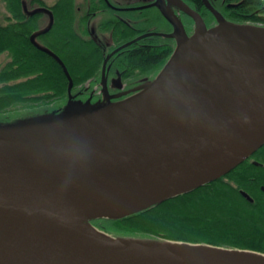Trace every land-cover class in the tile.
Returning a JSON list of instances; mask_svg holds the SVG:
<instances>
[{
    "label": "water",
    "instance_id": "95a60500",
    "mask_svg": "<svg viewBox=\"0 0 264 264\" xmlns=\"http://www.w3.org/2000/svg\"><path fill=\"white\" fill-rule=\"evenodd\" d=\"M178 1L197 27L190 36L164 0L155 2L178 40L162 68L168 66L164 92L155 88L163 79L158 74L124 98L69 102L62 115L0 124L17 137L0 138V264H264L258 250L118 237L91 221L197 188L264 144V25L231 21L214 10L220 23L208 28ZM197 44L202 55L194 62ZM232 51L231 60L226 53ZM176 55L177 67L171 65ZM57 58L71 97L73 78ZM172 74L178 77L171 80ZM75 115L86 117L65 123ZM176 242L232 253H177L168 248Z\"/></svg>",
    "mask_w": 264,
    "mask_h": 264
},
{
    "label": "trees",
    "instance_id": "16d2710c",
    "mask_svg": "<svg viewBox=\"0 0 264 264\" xmlns=\"http://www.w3.org/2000/svg\"><path fill=\"white\" fill-rule=\"evenodd\" d=\"M228 1L236 3L228 7L231 18L264 25L262 0ZM5 2L9 15L8 22L0 24V54L10 58L0 67V124L66 113L69 78L57 57L73 78V90L88 80L91 85L101 82L105 55L96 38L88 34L91 16L87 12L111 9L104 0H55L51 5L44 0H30L31 9L26 8L24 0ZM115 20L113 15H106L102 28L115 25L122 37L125 33L131 35L126 25ZM175 45L174 38H167L166 45L135 46L127 57L111 61L125 69L126 75H149L112 100L152 82L172 56ZM262 185L264 144L226 174L197 188L127 215L91 221L118 237L173 239L264 252ZM242 189L254 200L247 199Z\"/></svg>",
    "mask_w": 264,
    "mask_h": 264
},
{
    "label": "flooded vegetation",
    "instance_id": "af4514ba",
    "mask_svg": "<svg viewBox=\"0 0 264 264\" xmlns=\"http://www.w3.org/2000/svg\"><path fill=\"white\" fill-rule=\"evenodd\" d=\"M108 8L87 12L89 18L88 34L96 38L105 55L103 67L101 71V82L91 85V80L85 84L79 85L76 89L71 90L72 96L68 98V102H76L74 105L85 106L94 103L96 100L107 97L123 96L128 93L133 86L140 84L149 75L137 74L135 76L126 75V70L110 62L127 57L130 48L135 46H150L151 48L166 45L167 38L175 39L176 45L178 40L175 32L174 24L163 14L161 8L155 2L163 4V0H104ZM172 10L175 17L179 18L186 30L192 36L196 32L197 23L180 4L178 0H164ZM193 10L197 11L208 28H213L220 23L218 14L224 18L241 22L231 18L228 7L236 3L228 0H183ZM113 15L115 22L126 25L128 33L123 37L118 28L113 25L108 29L102 28V21L106 15ZM175 45V47H176ZM106 61V62H105ZM111 64V65H109ZM137 82V83H135ZM69 91V90H68ZM132 94V93H130ZM73 105V106H74Z\"/></svg>",
    "mask_w": 264,
    "mask_h": 264
},
{
    "label": "bare ground",
    "instance_id": "6f19581e",
    "mask_svg": "<svg viewBox=\"0 0 264 264\" xmlns=\"http://www.w3.org/2000/svg\"><path fill=\"white\" fill-rule=\"evenodd\" d=\"M227 54V58L229 59H233L235 58L234 56H236L235 52H229L226 53ZM202 55V52L200 51V47L197 45H195V53H194V62L198 61L199 56ZM171 65L177 67L178 66V56L176 55V57L173 59V61L171 62ZM196 66V65H195ZM225 72V71H224ZM166 76L163 77V79H161L160 81L157 82V84H155V88L156 90H163V92L165 91V82H166ZM171 80L172 79H176L178 77L177 74H172L170 75ZM221 78L219 77V80ZM217 88H219L218 86H216ZM154 88V89H155ZM153 89V87L151 88ZM152 91V90H150ZM79 117V118H77ZM82 117H86L85 115H79V116H71L68 117L65 120V123H71V121L75 120V119H81ZM50 126L51 124L47 123L45 124L44 122L41 123L40 126ZM12 131V129H0V138H4V139H13V138H17L15 136H10V132ZM178 244V245H177ZM171 251L173 252H177V253H186V254H204V255H209V256H225V254H231L232 251H226L224 249H220V248H215V247H206L203 249H196L194 246L192 245H179V243L176 242L175 245H173V247H168Z\"/></svg>",
    "mask_w": 264,
    "mask_h": 264
},
{
    "label": "rangeland",
    "instance_id": "374dc122",
    "mask_svg": "<svg viewBox=\"0 0 264 264\" xmlns=\"http://www.w3.org/2000/svg\"><path fill=\"white\" fill-rule=\"evenodd\" d=\"M29 1L30 0H24L25 2V6L27 9H31V7L29 6ZM79 2L81 0H78ZM45 3L51 5L55 2V0H44ZM30 7V8H29ZM35 9L38 8V6H34ZM9 15V12H8V9H7V6H6V2L5 0H0V24H4V23H7L8 20H7V16ZM46 19V17H45ZM47 20V19H46ZM46 20H44L46 22ZM174 53V52H173ZM203 56H205V54H203ZM9 55H7L6 53H2L0 54V67L2 65H4V63H6L8 60H9ZM168 69V66H166L158 75L157 79L163 77L164 75V72ZM199 69L202 70V66H199ZM106 96L105 97H102L101 101H105L106 100Z\"/></svg>",
    "mask_w": 264,
    "mask_h": 264
},
{
    "label": "built area",
    "instance_id": "2783aa9c",
    "mask_svg": "<svg viewBox=\"0 0 264 264\" xmlns=\"http://www.w3.org/2000/svg\"><path fill=\"white\" fill-rule=\"evenodd\" d=\"M263 1V3H264V0H262Z\"/></svg>",
    "mask_w": 264,
    "mask_h": 264
}]
</instances>
